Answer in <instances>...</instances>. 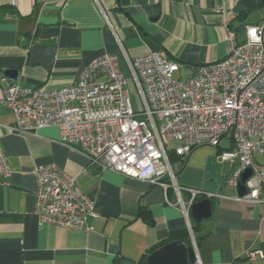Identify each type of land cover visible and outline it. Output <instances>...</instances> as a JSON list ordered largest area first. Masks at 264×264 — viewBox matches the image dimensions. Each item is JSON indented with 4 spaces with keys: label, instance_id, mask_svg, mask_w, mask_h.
<instances>
[{
    "label": "crops",
    "instance_id": "0c3cea01",
    "mask_svg": "<svg viewBox=\"0 0 264 264\" xmlns=\"http://www.w3.org/2000/svg\"><path fill=\"white\" fill-rule=\"evenodd\" d=\"M254 4L0 0V99L2 91L15 84L48 90L71 85L88 62L104 54L118 56L127 72L124 55L133 59L156 51L183 64L189 74L224 58L226 24L243 41L246 27L264 23V8L254 9ZM245 11V18L238 19ZM8 70L16 71V80L5 76ZM13 122L12 112L0 105V146L10 170L0 184V264H143L145 254L168 243L171 234L186 248L193 246L196 260L187 264H264V203L230 198L239 196L237 187L226 186L230 167L218 158L230 147L226 140L218 147H197L183 158L173 153L169 161L175 186L223 196L212 199L211 217L201 223L193 221L188 210L190 232L178 203L179 198L189 202L188 191L180 189L178 194L174 186L165 191L100 171L89 166L83 154L61 144L57 128L10 134ZM254 158L264 163V155L256 153ZM48 165L73 177L94 204L96 216L88 219L87 229L66 230L36 217L31 172ZM250 252H257L256 257H249Z\"/></svg>",
    "mask_w": 264,
    "mask_h": 264
},
{
    "label": "built area",
    "instance_id": "2783aa9c",
    "mask_svg": "<svg viewBox=\"0 0 264 264\" xmlns=\"http://www.w3.org/2000/svg\"><path fill=\"white\" fill-rule=\"evenodd\" d=\"M226 31L224 58L189 74L183 64L156 51L133 59L124 55L127 72L118 56L104 54L60 89L9 86L0 99L14 116L8 132L55 127L59 142L83 154L89 166L165 191L171 186L178 194L180 189L188 191L189 202L179 198L178 203L190 232L188 210L195 197L223 196L175 186L167 151L183 158L197 147H218L226 140L230 147L218 156L230 167L226 186L236 188L242 174L251 171L246 193L230 198L263 204L264 163L254 155H264V23L246 27L243 41L227 24ZM174 142L178 146L170 148ZM31 174L36 180L34 213L40 222L87 229L88 219L96 216L94 204L73 177L53 165L35 167ZM9 176L0 146V184ZM248 255L254 258L257 252Z\"/></svg>",
    "mask_w": 264,
    "mask_h": 264
},
{
    "label": "water",
    "instance_id": "95a60500",
    "mask_svg": "<svg viewBox=\"0 0 264 264\" xmlns=\"http://www.w3.org/2000/svg\"><path fill=\"white\" fill-rule=\"evenodd\" d=\"M8 79L16 80V71L8 70L5 72ZM251 176V171L247 169L241 176L237 186V193L242 196L246 193L245 181ZM212 201L203 199L194 202L189 207L190 217L193 221L201 223L211 217ZM196 255L193 246L185 247L183 241L177 240L170 242L160 249L151 253L145 260V264H187L193 263Z\"/></svg>",
    "mask_w": 264,
    "mask_h": 264
},
{
    "label": "trees",
    "instance_id": "16d2710c",
    "mask_svg": "<svg viewBox=\"0 0 264 264\" xmlns=\"http://www.w3.org/2000/svg\"><path fill=\"white\" fill-rule=\"evenodd\" d=\"M260 8H264V0H255V4H254V9H260ZM249 13V11H245V12H241V14L238 16V19L240 18V17H242V18H245V16L247 15ZM174 152L172 151V150H168L167 151V156H168V159H169V161H170V159H171V156H172V154H173ZM177 156V155H176ZM200 200H203V197H201V196H197V197H195V199H194V201L195 202H197V201H200ZM211 201H212V199H210ZM141 216H144L145 214L144 213H142V214H140ZM198 224V223H197ZM175 239V235L174 234H171L169 237H168V243H170V242H174V241H177L176 239ZM182 241V240H181ZM168 243H166V242H164V243H161V244H159L157 247H154V248H152V249H150L146 254H145V256L142 258V261H141V263H145V260H146V258L148 257V255L149 254H151L153 251H155V250H157L158 248H161V247H163V246H165L166 244H168Z\"/></svg>",
    "mask_w": 264,
    "mask_h": 264
},
{
    "label": "rangeland",
    "instance_id": "374dc122",
    "mask_svg": "<svg viewBox=\"0 0 264 264\" xmlns=\"http://www.w3.org/2000/svg\"><path fill=\"white\" fill-rule=\"evenodd\" d=\"M134 100V99H133ZM171 145H176V143L174 142V143H172Z\"/></svg>",
    "mask_w": 264,
    "mask_h": 264
}]
</instances>
